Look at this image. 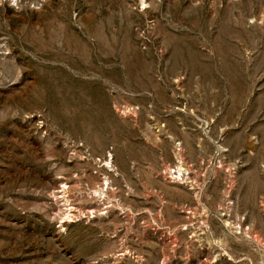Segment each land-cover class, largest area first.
Instances as JSON below:
<instances>
[{
	"label": "rangeland",
	"instance_id": "rangeland-1",
	"mask_svg": "<svg viewBox=\"0 0 264 264\" xmlns=\"http://www.w3.org/2000/svg\"><path fill=\"white\" fill-rule=\"evenodd\" d=\"M0 264H264V0H0Z\"/></svg>",
	"mask_w": 264,
	"mask_h": 264
},
{
	"label": "bare ground",
	"instance_id": "bare-ground-1",
	"mask_svg": "<svg viewBox=\"0 0 264 264\" xmlns=\"http://www.w3.org/2000/svg\"><path fill=\"white\" fill-rule=\"evenodd\" d=\"M67 201L69 202V204L71 205V202H70V200L69 199H67ZM74 207L73 206H70L69 207V209H67V217H68V219L66 220H63L62 222H65L64 223V225H67V224H69L68 222H70V221H74V219H73V217L75 216V214H74ZM69 220V221H68ZM64 227V226H63Z\"/></svg>",
	"mask_w": 264,
	"mask_h": 264
},
{
	"label": "built area",
	"instance_id": "built-area-1",
	"mask_svg": "<svg viewBox=\"0 0 264 264\" xmlns=\"http://www.w3.org/2000/svg\"><path fill=\"white\" fill-rule=\"evenodd\" d=\"M106 162H108L107 165H112V153H111V150L108 151V159L106 160ZM109 167V166H108ZM63 188V187H62Z\"/></svg>",
	"mask_w": 264,
	"mask_h": 264
}]
</instances>
